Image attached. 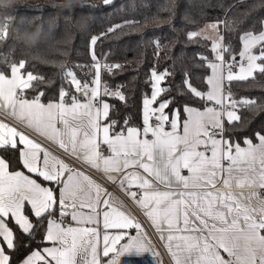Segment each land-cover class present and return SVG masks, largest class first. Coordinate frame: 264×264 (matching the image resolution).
Returning <instances> with one entry per match:
<instances>
[{
	"label": "snow or ice",
	"instance_id": "6c2138e0",
	"mask_svg": "<svg viewBox=\"0 0 264 264\" xmlns=\"http://www.w3.org/2000/svg\"><path fill=\"white\" fill-rule=\"evenodd\" d=\"M103 2L110 4L111 0ZM0 7L7 8V0H0ZM6 35L4 32L3 36ZM196 35L189 34L190 38ZM96 39L92 38V45H95ZM240 41L243 49L240 56H246L247 67L241 64L240 74L233 75L231 65H228L225 77L223 73L217 75L218 65H209L213 76L208 79L212 87L206 98L214 101L220 110L207 107L200 111L186 106L184 111L187 118L183 121L182 135L177 131L180 109H173L175 119L171 121L165 113L170 100L150 108L164 91L160 83L166 72H152L156 81L155 91L151 99L143 102L142 130L129 127L113 133L117 121L101 125V114L105 121L109 120L110 105L103 102L102 113L100 108L94 106L100 94L101 65L98 62L94 77L96 87L91 89L90 95L89 86L82 84L73 71L66 70L70 83L76 91L88 96L89 101L78 103L77 98L72 96L69 105L63 101L67 95L63 90L58 103H40L38 97L43 95L42 92L37 94V98L27 99L24 92L33 88L32 82L40 78L30 72L22 73L24 61L18 65L12 64L10 75L0 72V109L8 110L10 115L35 131L48 134L51 139L59 137L58 146L61 149L84 159L91 167L99 169L102 161L104 172L123 173L119 184L124 187L127 182L128 187L135 186L142 190L139 196L136 192H128V195L145 210L146 216L161 233L160 238L166 241L175 264H264V201H261L259 209L252 208L230 191L233 187L264 189V134H255L258 140L256 144L252 139L245 138L247 147L223 137L225 118L229 124L241 120L236 111L237 105H255V101H236L230 93L226 95L223 81L246 80L256 71L264 74V63H257L264 61V31L259 34L245 32ZM257 45L261 46L259 53L253 54L252 49ZM213 47L217 60L223 66L222 53L227 49L220 43H214ZM113 67L119 68L120 65L108 66V70ZM187 87L195 97L205 98V94L192 87L190 82ZM105 94L109 93L105 91ZM111 95L121 101L126 100L121 92ZM225 100L228 105H225ZM153 117L157 121L155 125L151 122ZM57 121L66 131L57 129ZM166 125H170L171 130H166ZM48 130H51L50 133ZM149 134L152 139H149ZM101 145L106 146L108 155L100 151ZM13 149L20 153L23 168L29 174L9 171L8 162L0 157V264H13L12 255L18 250L19 238L9 227V222H13L23 233L31 234L34 229L25 215L26 202L34 210L37 223L44 213L51 215L50 210L58 204L62 215L67 214L65 208L71 207L74 210L72 220L93 226L65 227L49 220L45 240L52 247L32 252L21 264H101L98 252L101 237L97 227L100 224L101 206L105 230L102 256L108 258L113 254L106 264H119L118 258L132 251H152L151 240L141 232L142 225L114 207L110 202V193L104 190L102 199L100 186L89 176L84 175L83 181L76 179L83 174L74 173L67 164L56 158L50 162V153L39 143L16 127L0 121V150ZM185 170L188 175L183 174ZM65 172L68 173L67 177L64 176ZM40 178L53 187H42L37 182ZM108 179L117 182L115 177L109 176ZM84 182L87 183L86 188L82 186ZM217 184L225 190H216ZM78 201L81 207L90 209V214L78 218L75 211ZM109 229L119 231L109 234ZM131 229H136L137 234L131 235ZM220 250L230 259L225 260ZM153 255L159 254L153 251Z\"/></svg>",
	"mask_w": 264,
	"mask_h": 264
},
{
	"label": "trees",
	"instance_id": "16d2710c",
	"mask_svg": "<svg viewBox=\"0 0 264 264\" xmlns=\"http://www.w3.org/2000/svg\"><path fill=\"white\" fill-rule=\"evenodd\" d=\"M7 4V8L0 7V70L24 61L22 70L40 78L24 96L37 97L42 92L41 100H58L63 90L64 98L70 100L77 91L66 77L67 68L82 83H91L98 62L100 97L110 103L108 121L118 122L113 133L143 127V102L153 90V71L167 73L161 82L164 91L155 104L171 101L165 109L169 120L173 109H180L182 122L186 106L206 105L207 99L195 97L187 83L203 94L208 89L209 62L216 55L211 41L198 33L207 23L219 25L226 61L241 51L240 37L245 32L256 34L264 24V0H111L110 4L103 0H7ZM190 33L197 35L190 38ZM93 37L97 38L95 45L91 44ZM108 65L120 67L108 70ZM226 84L237 101H255V105L238 104L241 120L225 121L223 136L240 145L245 138L256 141L255 134L264 133V74L256 71L246 80ZM113 92H121L126 100H119ZM0 152L12 170L22 167L18 151ZM24 207L34 229L31 234L23 233L9 222L19 238L15 254L9 250L13 264L47 244L48 221L59 217L58 204L39 223L29 204Z\"/></svg>",
	"mask_w": 264,
	"mask_h": 264
},
{
	"label": "crops",
	"instance_id": "0c3cea01",
	"mask_svg": "<svg viewBox=\"0 0 264 264\" xmlns=\"http://www.w3.org/2000/svg\"><path fill=\"white\" fill-rule=\"evenodd\" d=\"M213 25H215L216 27H213ZM264 26V24H263ZM198 33L203 36V37H206L208 38L210 41H211V45L213 47V39H219V42L220 44H222L224 46V39H220V37L223 38V34L221 32V29L219 27V25L215 22H209L207 23L205 26H203L201 29H199ZM260 33V32H259ZM259 33H256V34H259ZM214 49V47H213ZM215 51V55H216V60H213L211 62H209V64H216L218 65V69H217V75H219L220 73H223V75L226 77L227 76V73H228V61H226V58L224 56V52L222 53L223 56H224V62H223V66H221V62L219 60H217V52L216 50ZM247 60V59H246ZM248 63V62H247ZM19 63H17L18 65ZM247 65V64H246ZM244 65V66H246ZM22 73L24 74H27L29 72H24L23 70H21ZM0 72L4 73L5 75H10V69L9 70H6V71H2L0 70ZM157 74H163V73H157ZM34 75V74H33ZM234 75V74H233ZM35 76V75H34ZM213 76V70L211 68V72L209 74V76L207 77V81L210 77ZM100 79V78H99ZM100 83H99V91H100V94H101V90H102V86H101V79L99 80ZM155 81V79H154ZM226 79L223 81V87H224V84L226 83ZM92 83V82H91ZM82 84H85V83H82ZM96 85L93 83L92 85L89 86V89H88V94L90 95L91 94V89L92 88H95ZM160 87L162 88V85L160 83ZM211 85L208 83V89L207 91L204 93L205 94V98H206V94L211 90ZM155 91V87H154V84H153V90H152V93L149 97H146L145 99H151L153 93ZM100 94L99 96L96 98V102H95V107H98L101 109V113H102V103L103 102H106L110 105L109 101L107 99H103L100 97ZM27 99L31 100L33 98H37V97H27L25 96ZM77 98L76 102L78 103H87L89 102L88 101V96L86 95H83L81 91H77V94L75 96ZM40 103L42 104H45L47 105L48 103H58L60 102V99L58 100H49V101H43L41 100L39 97H38ZM207 99V98H206ZM63 101L66 105H69L71 103V100H68V99H65L63 97ZM226 101V100H225ZM159 104H155V102L150 105V108H156L158 107ZM189 107H193L195 109H198L200 111H204L205 108L207 107H212V108H215L217 110H220V107L218 105L215 104L214 101H209L207 100V103L204 107H194V106H189ZM143 109H144V103H143ZM3 111H5L6 113L9 114L8 110L6 109H2ZM237 111V110H236ZM166 113V112H165ZM167 114V113H166ZM237 114H238V111H237ZM158 115V113H157ZM12 116V115H11ZM14 117V116H12ZM187 118V113H186V117L184 118V120ZM14 119L21 123L25 128L23 129L22 127H19L16 123L14 122H9L3 118L0 117V121L4 122V123H7L9 124L10 126H14L18 129V131H22L24 132L26 135L29 136V138L33 139L35 142L39 143L44 149H46L49 153H50V156H49V160L50 162L53 160V158H56L58 160H61L63 161L65 164L68 165L69 169L73 170L74 173H82L83 175L79 176V177H75L76 179H79L81 181H83V176L84 175H87L89 176L94 182L95 184L99 185L100 188H101V198L103 199L104 198V190L107 191V193H110L111 194V200L110 202L112 203V205L114 207H116L119 211H123L125 214H127L128 216H130L131 218H133L136 222L140 223L142 225V229H141V232L142 233H146L147 234V237L151 240V247H152V251H145V252H142V253H136L135 251H132V252H129V253H126L122 256H120L118 259H119V264H171V262H173L175 264V261L174 259L172 258L170 252L168 251V247H167V243L165 240H162L160 237H161V233L159 231L156 230L154 224L152 223V221L150 220L149 217H147V219L149 220L152 228L154 229L155 233L152 234L146 227L145 225L140 221V219L138 218L137 214L131 209V207L126 203V201L120 196L118 195L116 192L114 191H111L107 188V186L102 182L100 181L99 179H97L96 177L92 176L90 173L86 172L85 170L75 166L74 164H72L70 162V160H68L66 157L62 156L53 146H49L47 145L42 139H45V140H48L50 141L52 144H55L58 146V139L59 137H57V139H51L49 138V135L48 134H41L40 132H37L34 130L33 127L31 126H28L27 124L25 123H22L19 119H17L16 117H14ZM172 119H175V114L172 115L170 121ZM183 120V121H184ZM183 121L180 122L179 126H178V133L179 134H183ZM227 121L226 118L224 120V122ZM109 121H105L102 114H101V119H100V124L103 125L105 123H108ZM152 122V121H151ZM153 125H155L153 122H152ZM56 127L57 129L60 131V132H64L66 131L62 125L61 122L57 121L56 122ZM130 127H135V128H139V127H136V126H130ZM166 130H171L170 128V125H166ZM129 128V127H128ZM143 127H141L140 129L142 130ZM51 130H48V132L50 133ZM264 134V133H263ZM37 135V136H35ZM102 135V133H101ZM224 137V136H223ZM217 138L219 139L220 137L217 136ZM65 141H67V137L65 136L64 137ZM149 139H152L151 135L149 134ZM224 139H226L224 137ZM227 140V139H226ZM254 144L258 143V140L256 141H253ZM241 147H247V145L244 143L243 145H240ZM20 147H23L22 145ZM100 151L104 154V155H108L109 154V151L108 149L106 148V146L104 145H101V149ZM43 155V154H41ZM210 155V153H209ZM0 157H3L7 162L8 160L5 158V156L0 152ZM19 157H20V153H19ZM82 159V158H80ZM20 160H21V157H20ZM84 160V159H82ZM85 161V160H84ZM22 163V162H21ZM227 163V162H225ZM9 164V163H8ZM101 169H103V165H102V161H101ZM9 171H24L25 174H29L27 173L26 169L23 168V165L22 167L18 168V169H15V170H12L10 167H9ZM131 171V170H129ZM106 175L109 177V176H112V177H115L116 181H117V184L121 187V185L119 184V181L123 178V173H121V175L118 174V172H105ZM120 173V172H119ZM184 175H188V172L185 170ZM68 173L65 172L64 173V176L67 177ZM32 178H36L34 174H32ZM38 183L41 184L42 187H50L49 184H45L43 183L40 179H38L37 181ZM83 187H87V183L84 182ZM123 190L127 191V192H135V186H132V187H128L127 186V182L125 183V186L124 187H121ZM260 188L259 187H244V188H239V187H233L232 189H230V191H232L233 193H235L242 201L244 204L248 205L249 207H252V208H256V209H259L261 207V201H264V198H260L258 196V190ZM163 190V189H161ZM216 190H225L222 188V186L220 184H217L216 185ZM253 193H255V195H253ZM27 203V202H26ZM25 203V204H26ZM68 204H70V202H66ZM29 204V203H27ZM84 204L86 205L87 202H84ZM30 206V204H29ZM31 207V206H30ZM138 207L144 212L145 214V210L142 209L139 205ZM33 213H34V210H32ZM74 210L71 208V207H67L64 209V212H66L67 214L70 215V220L69 221H65L62 219V215L61 214V209H60V206H59V217L55 220H53L54 222L56 223H61L63 226L67 227V226H71V227H81V226H86V227H92L93 225L91 224H87V225H81V224H78L77 221H74L72 220L71 218V213L73 212ZM75 211L77 212V216L78 218L81 217V216H84V215H87V214H90V209L87 207V206H84V207H81V202H77L76 204V209ZM100 211V216H99V220H100V224L97 225V227L99 228V231H100V237H101V243L99 245V248H98V252L100 253V260H101V264H106L107 260L113 255V254H110V257L108 258H105L102 256V249H103V242H102V237L104 235V232L105 230L103 229V220H102V211H103V207L101 206V208L99 209ZM66 214V215H67ZM25 215H27L25 213ZM146 215V214H145ZM28 216V215H27ZM29 217V216H28ZM30 219V218H29ZM31 221V219H30ZM32 222V221H31ZM33 224V223H32ZM10 227V226H9ZM166 227V226H165ZM48 229V227H47ZM47 231V230H46ZM109 232V234H116L119 230H115V229H109L107 230ZM131 235H136L137 234V230L136 229H131L129 230ZM0 242H2V238H0ZM125 241H122L121 243H124ZM164 247L166 249V253L161 249V247ZM47 247H52V244L50 242H47V244H45L44 246H42L41 248H36L34 249L32 252L38 250V249H43V248H47ZM119 247V246H118ZM153 251L158 253L159 255H156L154 256L153 255ZM221 251V255L224 257L225 260L227 259H230V257L223 252V250H220ZM32 252H30L28 255H30ZM27 255V256H28ZM25 256L19 264H21V262L27 257ZM79 259V257H78Z\"/></svg>",
	"mask_w": 264,
	"mask_h": 264
},
{
	"label": "built area",
	"instance_id": "2783aa9c",
	"mask_svg": "<svg viewBox=\"0 0 264 264\" xmlns=\"http://www.w3.org/2000/svg\"><path fill=\"white\" fill-rule=\"evenodd\" d=\"M246 65L247 64V60L246 59H241L240 57L237 58L235 57V59H233V57L228 61V65H231V71H238V69L240 68V65ZM111 66V65H108ZM223 91L224 93L227 94H231L232 98L234 100H236V98L234 97V92L233 90H231L228 85L225 83L224 87H223ZM237 101V100H236ZM225 105H228V101H225ZM0 117L9 121V122H14L16 123L19 127H22L23 129L25 128L21 123L17 122L14 117H12L10 114L6 113L5 111H3L2 109H0ZM154 124L157 123L155 117L152 118L151 120ZM37 136V135H35ZM47 145L49 146H53L62 156L66 157L68 160H70V162L72 164H74L75 166L85 170L86 172L90 173L92 176L96 177L97 179H99L100 181H102L109 190L116 192L118 195H120L125 201L126 203L131 207V209L137 214L138 218L140 219V221L145 225V227L152 233L154 234L155 231L152 228L149 220L147 219L146 215L144 214V212L138 207V205L131 199V197L128 195V192L123 190L118 184L113 183L111 180L108 179V176L106 175V173L103 171V169L99 168H95V167H91L88 163H86L84 160L73 156L70 154V152H66L63 149H61L59 146L52 144L50 141L42 139ZM119 175H121V173L118 172ZM135 192L137 193V195L139 196L140 193L142 192L141 189L139 188H135ZM258 196L260 198H264V189L260 188L258 190ZM62 219L65 221H69L70 220V215H64L62 216ZM161 247V245H160ZM161 249L166 252V249L164 247H161Z\"/></svg>",
	"mask_w": 264,
	"mask_h": 264
},
{
	"label": "rangeland",
	"instance_id": "374dc122",
	"mask_svg": "<svg viewBox=\"0 0 264 264\" xmlns=\"http://www.w3.org/2000/svg\"><path fill=\"white\" fill-rule=\"evenodd\" d=\"M261 31H264V26H263V28L259 31V32H261ZM259 32H257V33H259ZM219 42V39H213V43H218ZM259 45H257L256 47H258ZM256 47H254L253 49H252V52H253V54H258L259 53V51H256ZM243 49L241 48V51H242ZM240 51V52H241ZM240 52H239V57L241 58V59H247L246 58V56L245 57H241L240 56ZM257 63H260V61H257ZM245 67H247V65L245 66ZM240 69V68H239ZM239 69H238V71H231L234 75H239L240 74V72H239ZM67 70H71L72 71V69L71 68H67ZM156 73H158V72H156ZM97 75V72H96V74H95V76ZM77 77V76H76ZM99 78H100V74H99ZM77 79H79L78 77H77ZM100 80V79H99ZM82 83V82H81ZM94 83V79L92 80V83H85V84H87L88 86H90V85H92ZM95 84V83H94ZM153 84H154V86H155V84H156V81H154V77H153ZM236 110H237V108H236ZM171 119V118H170ZM165 254H167L166 252H165ZM171 264H174L173 262H171Z\"/></svg>",
	"mask_w": 264,
	"mask_h": 264
},
{
	"label": "water",
	"instance_id": "95a60500",
	"mask_svg": "<svg viewBox=\"0 0 264 264\" xmlns=\"http://www.w3.org/2000/svg\"><path fill=\"white\" fill-rule=\"evenodd\" d=\"M259 50H260L259 46L256 47V51H259ZM236 57L239 58V55H237Z\"/></svg>",
	"mask_w": 264,
	"mask_h": 264
}]
</instances>
